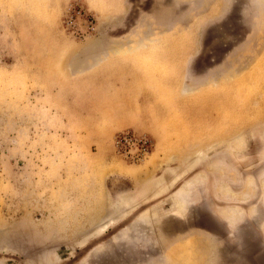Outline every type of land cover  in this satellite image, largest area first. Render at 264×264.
Masks as SVG:
<instances>
[{"label": "rangeland", "instance_id": "1", "mask_svg": "<svg viewBox=\"0 0 264 264\" xmlns=\"http://www.w3.org/2000/svg\"><path fill=\"white\" fill-rule=\"evenodd\" d=\"M0 264H264V0H0Z\"/></svg>", "mask_w": 264, "mask_h": 264}, {"label": "built area", "instance_id": "2", "mask_svg": "<svg viewBox=\"0 0 264 264\" xmlns=\"http://www.w3.org/2000/svg\"><path fill=\"white\" fill-rule=\"evenodd\" d=\"M152 140L146 135H137L131 131L119 135L116 140V147L121 154L130 156L133 148H136L137 158H145L152 149ZM132 157V156H131Z\"/></svg>", "mask_w": 264, "mask_h": 264}, {"label": "bare ground", "instance_id": "3", "mask_svg": "<svg viewBox=\"0 0 264 264\" xmlns=\"http://www.w3.org/2000/svg\"><path fill=\"white\" fill-rule=\"evenodd\" d=\"M235 147V146H234Z\"/></svg>", "mask_w": 264, "mask_h": 264}]
</instances>
